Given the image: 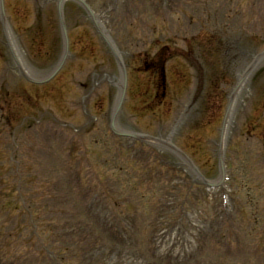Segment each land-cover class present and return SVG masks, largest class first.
Segmentation results:
<instances>
[{
  "label": "rangeland",
  "instance_id": "rangeland-1",
  "mask_svg": "<svg viewBox=\"0 0 264 264\" xmlns=\"http://www.w3.org/2000/svg\"><path fill=\"white\" fill-rule=\"evenodd\" d=\"M87 1L126 59L119 132L164 141L173 135L172 143L194 166L160 144L111 132L120 71L82 7L66 4L71 55L41 86L17 69L0 20V177L5 179L0 192L3 204L12 206L6 200L18 186V197L27 203L25 221L5 218L0 231L4 223L13 231L28 226L18 237L16 232L0 240V260L264 264V60L233 113L223 149L225 183L211 189L194 170L208 182L220 179L229 99L264 52V0ZM4 5L25 68L42 81L64 50L56 0H4ZM159 43L167 46L168 90L162 104L154 99L156 107L143 109L156 93L164 95L153 74L140 66ZM176 73L185 78L173 90ZM175 123L181 129L174 134Z\"/></svg>",
  "mask_w": 264,
  "mask_h": 264
},
{
  "label": "bare ground",
  "instance_id": "bare-ground-1",
  "mask_svg": "<svg viewBox=\"0 0 264 264\" xmlns=\"http://www.w3.org/2000/svg\"><path fill=\"white\" fill-rule=\"evenodd\" d=\"M9 35H10V37H12L11 33H9ZM11 46H12V49L16 52V57H19V53H18V50H17L15 42L12 43ZM241 93H242V89H239V90L235 91V93L233 95V101H232V105H231V110L229 112V116L227 118L225 130H224V134H223V139H222L223 141L227 140V134H228L229 126L231 124V121L233 120V113L237 109V105H238V102L240 100Z\"/></svg>",
  "mask_w": 264,
  "mask_h": 264
}]
</instances>
